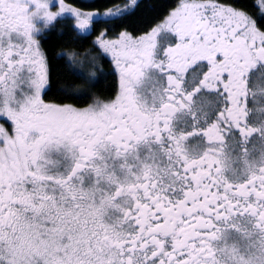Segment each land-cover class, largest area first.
Returning a JSON list of instances; mask_svg holds the SVG:
<instances>
[{
	"label": "snow or ice",
	"instance_id": "1",
	"mask_svg": "<svg viewBox=\"0 0 264 264\" xmlns=\"http://www.w3.org/2000/svg\"><path fill=\"white\" fill-rule=\"evenodd\" d=\"M0 264H264V0H0Z\"/></svg>",
	"mask_w": 264,
	"mask_h": 264
}]
</instances>
